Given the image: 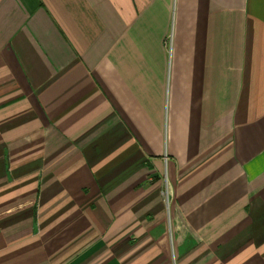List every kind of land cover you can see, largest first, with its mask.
Instances as JSON below:
<instances>
[{
  "label": "crops",
  "instance_id": "crops-1",
  "mask_svg": "<svg viewBox=\"0 0 264 264\" xmlns=\"http://www.w3.org/2000/svg\"><path fill=\"white\" fill-rule=\"evenodd\" d=\"M0 264H264V0H0Z\"/></svg>",
  "mask_w": 264,
  "mask_h": 264
},
{
  "label": "built area",
  "instance_id": "built-area-1",
  "mask_svg": "<svg viewBox=\"0 0 264 264\" xmlns=\"http://www.w3.org/2000/svg\"><path fill=\"white\" fill-rule=\"evenodd\" d=\"M163 183H164V186H163V190L161 191V194H162V198H163L165 207L167 209V212H169L170 203L172 201V194L168 187L167 179L165 177H164Z\"/></svg>",
  "mask_w": 264,
  "mask_h": 264
}]
</instances>
